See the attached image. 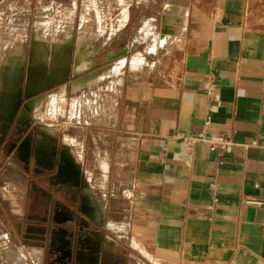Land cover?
Wrapping results in <instances>:
<instances>
[{
    "label": "crops",
    "instance_id": "1",
    "mask_svg": "<svg viewBox=\"0 0 264 264\" xmlns=\"http://www.w3.org/2000/svg\"><path fill=\"white\" fill-rule=\"evenodd\" d=\"M167 1L186 11H166ZM189 14L178 73L143 97L126 133H112L108 176L101 183H108L107 190L91 188L82 171L83 210L97 218L96 228L61 201L36 210L26 191L24 214L38 223L19 242L26 243L21 251L33 249L36 264H88V252L95 264L125 257L138 260L129 264L155 258L165 264H264V0H192L191 9L183 0H165L156 51L169 45L179 16L180 35L186 33ZM130 16L124 9L112 31ZM154 20L142 18L146 35ZM164 28L168 38L161 45L157 37ZM64 30L67 39L60 42L70 50L71 32ZM81 35V47L93 45ZM222 139L227 148L212 147ZM53 152L75 164L79 180L74 154L56 146ZM86 191L95 214L85 210Z\"/></svg>",
    "mask_w": 264,
    "mask_h": 264
},
{
    "label": "rangeland",
    "instance_id": "2",
    "mask_svg": "<svg viewBox=\"0 0 264 264\" xmlns=\"http://www.w3.org/2000/svg\"><path fill=\"white\" fill-rule=\"evenodd\" d=\"M164 1L149 0L145 5L138 0H0V264H36L31 255L35 253L33 249L26 247L21 251L20 246L26 243L19 242L29 234L28 226L38 223V217L24 214L29 179L21 164L31 158L19 152L21 141L32 146L43 162L51 157L48 148H52L51 144L66 148L76 157L84 176L90 179L91 188L107 190L108 183L104 186L101 183L108 176L110 160L106 150H111L112 133H126L134 109L143 97L179 71L190 33V14L186 33L180 35L183 24L179 16L173 24L175 34L169 45L156 51L153 44L160 30ZM183 1L191 9L192 0ZM126 8L131 13L126 25L112 31V22L122 18ZM176 9L181 13L186 11L183 6L166 2V11ZM83 15L86 22L82 26ZM146 15L155 17L152 32L147 35L141 30ZM64 29L71 32L70 50L60 42L67 39ZM80 31L91 39L95 49L91 43L81 47L86 39L79 37ZM157 41L163 45L167 39L161 41L158 36ZM124 47L127 51L123 49L119 53ZM78 51L87 53V58L85 66L75 73ZM135 65L139 66L134 68ZM31 68L36 74L35 84L42 87L26 96ZM49 75L52 79L46 84ZM74 81L76 85L71 87ZM101 81L99 86L79 90ZM22 88L25 93L19 98L15 114L7 119L10 128L5 134V103L10 105L13 91L21 94ZM32 98L35 101L31 111L23 115V105ZM76 219H82V215ZM88 226H93V222ZM51 230L44 229L47 233ZM83 258L86 263L95 264L96 258L91 253ZM45 260L50 258L46 256ZM131 261L138 260L125 257L117 264ZM157 261L160 262L155 258L149 264H159Z\"/></svg>",
    "mask_w": 264,
    "mask_h": 264
},
{
    "label": "flooded vegetation",
    "instance_id": "3",
    "mask_svg": "<svg viewBox=\"0 0 264 264\" xmlns=\"http://www.w3.org/2000/svg\"><path fill=\"white\" fill-rule=\"evenodd\" d=\"M24 93L25 91H23L22 88L20 94L21 98L23 97ZM25 95L28 96L27 93H25ZM25 104L23 105V107L25 106ZM9 128L10 125L8 129L4 131L5 134L9 130ZM25 139H27V137ZM51 145L52 148L48 147L51 157L44 160V162L41 160L39 161L37 157L38 155L36 154L34 148L31 146L30 152L26 153L31 158L30 161L26 163V161L24 160L21 164L29 176L30 203L34 205L36 210L40 209V211L42 212L57 201L64 202L71 206V208H73L74 210L79 211L82 215V218L87 221V225L89 223L91 224L92 221V229L96 228L97 219L85 213V211L83 210V194L86 185L84 184L82 178V168L80 167V179L77 180L70 168L66 166V162L62 160L61 156L53 152V146H56V144ZM58 147V150L66 149L64 147H60L62 149ZM51 220L52 218L50 217V222Z\"/></svg>",
    "mask_w": 264,
    "mask_h": 264
},
{
    "label": "bare ground",
    "instance_id": "4",
    "mask_svg": "<svg viewBox=\"0 0 264 264\" xmlns=\"http://www.w3.org/2000/svg\"><path fill=\"white\" fill-rule=\"evenodd\" d=\"M161 34H159V38L161 41L167 39L168 37V29H165L160 32ZM86 58H87V53L78 51L76 56H75V61H74V65H75V73H79L81 71V69L83 68V66H85V62H86ZM69 64V61L66 62V66ZM35 72L33 70V68L30 69L29 71V75H28V83H27V94H30L32 92L38 91L41 89L42 85L39 84H35ZM52 79V76L49 75L46 78V84H48ZM76 81V80H75ZM73 82L70 84V86L73 87L76 85V82ZM68 83L63 85V88L66 89ZM39 97V96H37ZM11 104H7L5 103V115H4V121H3V128L4 131H6L9 127V122L7 121V119H9V115L10 114H15L18 103H19V98H20V94L17 93V91H13V93L11 94ZM36 98V97H35ZM35 98H32L31 100L27 101L25 106L23 107L22 110V114L23 115H27L32 107H33V103L35 101ZM11 116V115H10ZM27 147L25 142H23L21 144V151H23L24 153H27ZM63 153V152H62ZM66 160V166H68L70 168V170L72 171V173L75 175L76 179L78 180V168L75 166V164H73L69 159H65ZM85 198L88 199L89 203L85 204V210L90 212L91 214H95L96 213V208H94V198L92 196L91 193L89 192H85ZM157 263L159 264H165V263H160L157 261ZM131 264H137V263H131ZM140 264H145V263H140Z\"/></svg>",
    "mask_w": 264,
    "mask_h": 264
},
{
    "label": "built area",
    "instance_id": "5",
    "mask_svg": "<svg viewBox=\"0 0 264 264\" xmlns=\"http://www.w3.org/2000/svg\"><path fill=\"white\" fill-rule=\"evenodd\" d=\"M212 147H213V148H217V147H219V148H221V149H225V148L228 147V139H222V140H220V141L214 142V143L212 144Z\"/></svg>",
    "mask_w": 264,
    "mask_h": 264
}]
</instances>
